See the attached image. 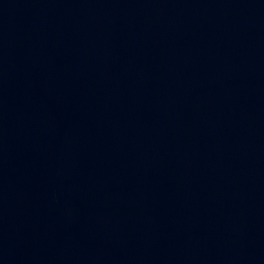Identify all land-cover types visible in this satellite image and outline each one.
I'll return each instance as SVG.
<instances>
[{"label":"water","instance_id":"95a60500","mask_svg":"<svg viewBox=\"0 0 264 264\" xmlns=\"http://www.w3.org/2000/svg\"><path fill=\"white\" fill-rule=\"evenodd\" d=\"M0 264H264V0H0Z\"/></svg>","mask_w":264,"mask_h":264}]
</instances>
